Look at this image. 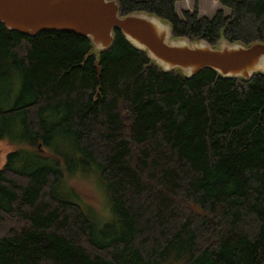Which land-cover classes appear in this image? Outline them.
I'll return each instance as SVG.
<instances>
[{"label": "trees", "instance_id": "1", "mask_svg": "<svg viewBox=\"0 0 264 264\" xmlns=\"http://www.w3.org/2000/svg\"><path fill=\"white\" fill-rule=\"evenodd\" d=\"M116 1L176 37L264 41V0H218L210 17L198 0L180 15L178 0ZM113 32L97 54L74 32L0 23V72L20 79L7 107L0 78V140L16 131L59 158L17 168L16 149L0 166V264H264V74L165 72ZM77 166L93 169L120 226L108 240L72 198Z\"/></svg>", "mask_w": 264, "mask_h": 264}, {"label": "water", "instance_id": "2", "mask_svg": "<svg viewBox=\"0 0 264 264\" xmlns=\"http://www.w3.org/2000/svg\"><path fill=\"white\" fill-rule=\"evenodd\" d=\"M0 23L26 35L43 30L74 32L88 38L97 54L110 48L116 28L156 67L184 77L203 68L222 78L242 80L264 74V41L244 44L221 38L212 46L204 39L176 37L170 22L155 14L120 15L116 0H0Z\"/></svg>", "mask_w": 264, "mask_h": 264}, {"label": "rangeland", "instance_id": "3", "mask_svg": "<svg viewBox=\"0 0 264 264\" xmlns=\"http://www.w3.org/2000/svg\"><path fill=\"white\" fill-rule=\"evenodd\" d=\"M176 10L180 15L182 9H193V0H178L175 3ZM217 8H222L218 3V0H198V14L205 15L210 17ZM225 12L228 13V10L225 9ZM3 71L0 72V78L5 81L7 85L9 80L11 85H8V94L10 95L9 103L7 107L11 105L13 98L15 97L20 79L16 78L14 84L12 78H3ZM15 78V75H12ZM6 85V87H7ZM64 150H67L66 145H62ZM50 147H45L43 151H34L31 146L18 140V133L16 131L7 132L3 139L0 140V166L4 163L8 153L13 150H21L19 157L15 161V166L17 168L22 167H36L41 164L42 161H53L56 160L59 162V158L55 153L49 151ZM41 149V148H40ZM63 164L66 166L73 167V163L68 162L69 158L64 157ZM95 174L93 169L90 167H75L67 170V182L70 187V191L75 195L81 202H79L74 196L72 197L80 205H84L87 211L92 215L95 220V223L99 229L98 235H105L104 239L108 240L112 238L119 230L120 226L115 220V216L107 204L106 195L103 186L94 179ZM66 193V190L62 191ZM84 208V207H83ZM85 210V209H84ZM107 221L106 223H104ZM104 223L102 226L101 224ZM103 226L105 232L103 233Z\"/></svg>", "mask_w": 264, "mask_h": 264}]
</instances>
